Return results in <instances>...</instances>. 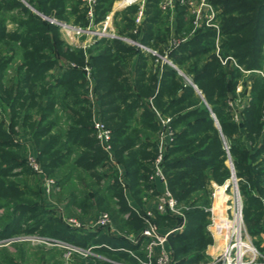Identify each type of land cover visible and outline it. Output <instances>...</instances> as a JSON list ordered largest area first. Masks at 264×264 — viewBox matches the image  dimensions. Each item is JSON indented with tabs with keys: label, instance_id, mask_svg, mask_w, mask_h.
<instances>
[{
	"label": "trees",
	"instance_id": "trees-1",
	"mask_svg": "<svg viewBox=\"0 0 264 264\" xmlns=\"http://www.w3.org/2000/svg\"><path fill=\"white\" fill-rule=\"evenodd\" d=\"M113 1L99 0L98 4H95L96 23L104 19ZM161 1H146L145 17L136 33V24L131 15L138 8L134 6L116 13L117 16L122 15L126 21L124 26H119V37L98 38L87 51L82 47L74 49L68 45L57 25L31 12L21 1L0 0V45L12 53L7 57L0 49V77H3L12 60L21 56L17 69L18 84L4 90L5 100L14 108L16 103H20L21 99L28 95L29 90L30 100L35 101L37 94L34 85L47 84L45 78L48 71L58 67V72L53 75L54 82L47 84L48 90L43 92L46 103L42 115L47 118L55 113V121L59 120L61 114L55 106L59 104L60 99L66 98L77 106L78 110L68 107L74 113L71 120L75 124L70 130L74 137L69 141L71 146L82 145L79 137L88 132L91 113L83 104L84 99L79 98L78 91L84 85L89 90L84 71L86 67H91L97 114L112 131L115 158L123 165L129 181L128 187L133 191L140 207L144 193L151 187L155 191L154 181L158 179L153 177L154 173L152 178L149 176V160H146L149 154L142 153L146 147L142 137L156 136L160 129L157 115L159 112L163 116L173 117L171 126L178 130L177 134L174 133L173 140L165 146L161 163L166 186L173 197L187 198L205 188L211 179L219 182L227 179L230 174L226 164L228 151L234 161L236 174L241 179L240 185L248 195L245 222L251 235L259 234L264 229V208L260 198L251 194V190L258 189L262 193L264 191L261 185L264 176V0H210L221 16L219 34L216 29L205 23L192 33V17H189L186 5L178 0L175 5L177 26L174 32L171 31L170 13L161 8ZM67 2L68 0L30 1L38 11L59 21L70 19L67 14ZM14 11L18 14L12 15ZM8 15L12 16L14 22L18 21V30L7 31L5 18ZM78 19L83 22L81 27L88 26L86 15L82 18L79 16ZM122 37L156 51L157 55L138 45L126 43ZM172 38L182 40L171 47ZM217 39L220 41L219 53L223 58L231 56L245 71L253 73L250 76L251 99L249 104L242 108L241 122H236L230 102L236 99L237 84L244 80L245 74L231 60L226 64L222 63L216 53ZM161 56H167L168 60L180 69L185 67V73L197 85L204 98L200 97L176 68L160 59ZM61 58L65 59L66 63L75 61L78 68L75 69L70 63H65L64 68L60 67ZM133 61L135 75L129 70ZM129 62L130 66L127 68ZM66 108L63 106V110ZM211 113L215 114L220 130L214 126L215 121ZM8 133L0 128L4 144L11 141ZM242 135L246 136L248 143L242 141ZM94 143L95 141H88L84 144L86 147H92ZM137 146L140 149L134 150ZM153 148L154 151L159 150L158 141ZM98 152L97 161L92 163V166L104 158L109 160L108 154L100 144ZM126 152L130 154L128 157L125 156ZM71 153L72 150H69L67 155ZM80 159L83 162L86 160L85 156ZM63 161L65 158H61L57 165ZM7 173V170L0 168V179L6 177ZM20 194V190L11 180L0 182V204L11 201L6 200V197L12 199ZM157 194L155 192V195ZM119 197L125 205L124 208L132 209L123 193L120 192ZM24 210L25 207L18 205L15 212L19 216L14 215L12 219L0 218L2 231L6 233L10 230L13 234L24 232L27 235L38 232L81 247H88V242L97 236L94 243L100 253L112 259L124 258L132 262L129 251H134L137 247L124 238L106 235L104 232L96 236L91 233L78 236L75 229L69 228L58 219H54L52 223L38 220L27 227L24 225L26 219L22 218ZM131 211L133 219L138 220L140 214L134 213V209ZM140 211L145 213L143 208ZM151 211V219L155 220L157 217L160 226L177 219V216L171 213H159L156 208ZM209 214L200 208H194L182 218H178L181 224L175 226H181L185 222L183 229L169 235L172 257L178 264L198 262L202 256L201 252L188 259L184 257L191 251L213 244L208 230ZM113 216L117 221L118 215ZM12 264L18 263L12 261Z\"/></svg>",
	"mask_w": 264,
	"mask_h": 264
},
{
	"label": "rangeland",
	"instance_id": "rangeland-1",
	"mask_svg": "<svg viewBox=\"0 0 264 264\" xmlns=\"http://www.w3.org/2000/svg\"><path fill=\"white\" fill-rule=\"evenodd\" d=\"M30 1L32 2V0H28V5L23 3L24 6L29 8L31 12L38 14L44 20H47L50 23H52L51 20L55 19L57 22L52 24H55L59 27L60 34L62 35V38L65 39L68 45H70L74 49L78 47L83 48V46H86L83 49L87 51L98 39L97 37H92L91 32H96L98 30H101L103 27L101 24L102 22L106 21L107 18H109L110 21L109 24L112 31L115 32V34L118 37L117 33L119 32V26L120 27L124 26V23L126 21L125 19L123 20L122 15L117 16L116 13L122 10L121 8L123 4L124 5L126 3L129 4L130 2L129 0H114L111 8L106 12L104 19L96 23L95 15H94L93 21L95 26L91 27L90 29L91 32L78 36L76 33L75 35L72 31L69 32L67 30H64L62 28V24L65 23L75 27L83 26V22L79 21L78 19L79 16L82 18V16L85 15L87 16L88 14L87 11H84L87 10L88 6L85 4L83 0H68L67 14L68 16H70V19H66L67 21L66 20L59 21L55 17L47 16L41 13L40 11H38L36 8L33 7ZM98 1L99 0H95L96 5L98 4ZM146 1L147 0H139V3H133L129 6L127 5L128 6L127 8L134 6L138 8V10H136V12L131 15V18L134 20L135 24H136L137 14L140 9V5L142 3H144V13H145ZM176 1L177 0H173V8H175ZM178 1L181 2V0ZM164 2L165 0H162L160 2L161 6ZM182 4L186 5L188 9V15L189 17L190 16L192 17L193 27L191 28L190 31H193L192 33H194L199 29L198 27L199 25L196 24V22L198 21L196 14L191 11L188 3H182ZM210 5L212 6L215 15L213 22H215L220 29L221 16L219 15V11L213 7L211 2ZM164 11L166 13H170L169 19H171L172 11H169V8H167L166 10L164 9ZM17 14L18 12L14 11L12 15H17ZM211 14L212 11L210 10L206 12V17H204L206 25L209 24L207 23V19L208 16H210ZM5 19H6V28L8 32H14L15 30L19 29L18 21L14 22L12 16L8 15L6 16ZM88 26H86V28ZM208 26L212 27L211 25ZM70 35H72V37H70ZM109 38H116V37H109ZM121 39L124 40L126 43L138 45L135 41L133 40L131 41V39L129 38L122 37ZM125 39H128L129 42ZM181 40H182L181 38H176V39L172 38L170 43L171 47L178 44ZM218 42L220 44V41ZM216 45H217V41H216ZM16 47L18 48L19 46L17 45ZM0 49L4 51L3 55H6L7 57H10V55L12 54L9 51V49L3 45H0ZM144 50L149 51L148 49H144ZM160 59L164 60L163 57H161ZM164 61H166V59ZM20 62H21V56H18L14 60H12L10 65L5 70L3 77H0V128L5 130L6 132H9L8 134L11 136V141L5 144L2 141L3 138L0 136V168H3L9 172L7 173L6 177L0 179V182H4V181L9 182L11 180L12 182H14L16 188L21 192L20 195L14 196L12 197V199L6 197L5 198L6 200L8 199L11 200V201L8 200L9 203L2 202L0 204V218L12 219L14 215L19 216L16 215L15 212L17 206L19 205L25 207L24 210L25 212L22 211L24 213V215H22V218L26 219L24 221V225H26L27 227L35 224L34 222L38 220L44 222L48 221V223L49 222L52 223V221H54V219L57 218L56 217L57 214L54 213V211L51 209H46L45 204L42 203V201L47 200L48 197L51 198L53 197L58 201V204L57 203L54 204L55 207L60 206L64 214H68V213L74 214L75 216L74 222H68V220L65 222L72 227L74 226L76 230V234L78 236H83L84 234L87 235L90 233L96 236V234L104 232L106 235H113L119 238H124L127 242H129L130 244H134L137 247V249L133 251L136 257L131 255L133 258L131 259L132 260L131 262L130 260H124V258L112 259V257H108L107 255L100 253L97 250L94 243V240L97 237L96 236L93 237V239L88 242L89 244L88 247L72 245L75 246V248L74 250L71 251L70 256H68L69 254L67 251L68 249L64 245L65 247L63 246V248H65L64 249L65 253L63 250L62 255L60 257L58 255L59 257L58 261H53L50 263H46L45 261L44 264L149 263L147 248L150 242L147 239H143V238L139 239L142 230L146 225L145 221L147 217L145 216L148 210L147 211L145 210L144 211L145 213H142L139 209H136L134 213L140 214V218L143 220H141L140 218L139 219L141 221L139 219L134 220L132 215L133 213L131 211L132 209H130V207L124 208L125 205L120 201L119 193L121 192L124 195L125 185L127 186V188L129 185V181L125 174L123 165L115 158V155H114V160L115 161L117 160L118 162L117 161L111 162L110 159L108 160L107 158H104V160H102L100 163H97L94 166L91 165L92 163L94 164V162L97 161L96 157L99 154L98 152L99 144L95 136V131L93 129L92 117H94L93 111H95L94 110L95 106L93 101L91 100V95L89 90L84 85V87L79 88L78 93H79V98H81V100L84 99L83 104L85 105V107L88 108L89 112L91 113L90 114L91 120L89 125L90 127L87 133L81 136L79 135L80 136L79 139L81 140L82 145L71 146L70 145L71 142L69 140L70 138L74 137V134L71 133L70 130L75 127L74 122H72L71 120L72 115L74 116V113H72L71 108H74L73 110H78L77 109L78 107L74 106L70 101H67L66 98L60 99L59 104L55 106V108L58 109L59 113L61 114V118L59 120L55 121L56 120L55 113L51 114L47 118H43L42 115L43 113L42 111L46 103L45 101L46 98L45 100L43 98L44 95L43 92L45 90H48L47 88L48 85H50L49 84L50 82H54L53 75L56 74L54 73L53 68L50 71H48L45 78L48 85L46 83L40 85H36V84L34 85L35 86L34 91L37 94L35 101L30 100V95L28 90L27 91L28 95L25 96L24 99L22 98L20 103H16V106L14 108L12 107V105H9L10 104L9 102H6L4 90L6 88H11L12 86L18 84L19 74L17 69ZM65 63L66 60L61 58L59 62L60 67L64 68ZM67 63L74 65L75 69L78 68V65L75 61L71 60L70 62ZM167 63L171 64L174 68H176L180 72V74L184 77V79L189 84H191V86H193L195 91L198 94H200V97L204 98L203 95L201 94V91L198 89L197 85L185 73L186 70L185 67L180 69L170 60ZM129 66H130V62L127 68ZM87 68L88 70L85 69L84 71L85 79L88 84H89V80L93 83L94 79L92 76L93 74L91 67H87ZM160 68L161 67L159 64V71ZM263 71H264V65H263ZM243 72H247V71L243 69ZM93 94H95L94 90H93ZM204 102L207 105V102L205 100ZM237 102H239V100H237L235 103L237 104ZM61 104L67 108L63 110V106H61ZM231 104L232 103H230V106ZM238 106L239 109L242 108L238 104L237 106H233V107L235 110H238ZM211 115L215 121L214 126L218 130H220V124L215 114L211 113ZM233 116L235 118V115ZM165 117L170 118L172 121L173 117H171L170 115H167ZM80 120L85 122L84 119H80ZM171 127L173 129V133L177 134L178 130L174 126ZM154 136L155 135L142 137V140H144L143 144H145L146 146L145 149L142 151V153L149 154V158L146 160L147 161L149 160V165L147 166V169L149 168L150 178H152V175L155 172L154 160L155 158H157L156 157L158 155L157 152H159V150L154 151L153 148L154 144L157 145V141H159V131H157L156 136L155 137ZM88 141H92V142L95 141V143L92 147H89V145L86 147L84 143ZM138 149H140L139 146H137L134 150H138ZM156 149H158V147ZM69 150H72V153L70 155H67ZM226 152H227L226 164L230 169L229 177L222 182H219L215 179H211L209 180L208 185L205 188L192 193L187 198L181 199L175 196L177 198L176 201H177L178 211L176 213H173V215L177 216V219H175L170 224L167 223L164 224L163 226L159 225V220L157 217L155 218V220L151 219V222L154 223L160 229V233L165 234L171 231L172 229L177 228L178 226L175 225L181 224L179 223L180 221L178 220V218H182L184 214L189 210H192L194 208L195 209L200 208L203 211L209 212L208 209L211 207L213 202L212 194L214 192V189L216 188V186H223L226 183H229L227 194L231 198L234 197L235 199L236 196L234 191L237 183L239 196L241 199L243 219L245 222L244 214H245V207L247 206L248 195L246 194V192H244L242 186L240 185L241 179L236 174L234 161L233 159H231L230 153L228 151ZM59 155L62 156L59 157ZM129 155L130 154L128 152L125 153L126 157H128ZM84 156L86 160L83 162L82 159L80 158H83ZM86 156L88 158H86ZM31 158L36 160L39 167V171L34 170L30 166L29 159ZM61 158H65V161H63V163L61 162V164L58 166L57 163L58 162L60 163ZM260 158H262V156L257 159V162H259ZM41 163H43L44 165H42ZM232 168H234L235 172L233 171ZM233 176L235 179L233 178ZM262 179H263V183L261 185L264 188V176ZM250 187L251 186H249V188ZM251 194L260 198L262 203L261 205L264 208V191L262 193L258 189L257 190L254 189L251 190ZM157 197H158L157 195L155 196L154 188L152 187L149 188V190H147L144 193L142 206H145L149 202V199L156 201ZM114 214L118 215L117 221H115V217L113 216ZM262 216H261L262 225L264 228V209L262 210ZM100 217H108L110 219L109 225H107L106 227H99V228L94 227V224ZM209 220H210V214H209ZM245 225L247 232L252 238L253 245L257 249L255 262H257V264H264V229L259 234L251 235L248 229L249 227L246 222ZM181 230H177L176 232L177 233L181 232ZM31 237L34 241L39 242L46 248L50 246L55 247L54 244L62 246V243L63 244L68 243L67 241L61 239L51 238L46 234L44 235L35 234V236H31ZM167 243H170L169 238ZM220 243L221 241H219V244ZM210 246L211 244H208V246L204 249L201 248L187 253L186 257H184L187 259L197 254V252H201L202 256L198 262H190L186 264H191V263L207 264V262L210 259L208 253L212 252V249L209 251ZM180 259H182V257H180ZM20 262H21L20 264H34V262L29 263L27 260L25 261L20 260ZM151 263L157 264L155 259H152Z\"/></svg>",
	"mask_w": 264,
	"mask_h": 264
},
{
	"label": "built area",
	"instance_id": "built-area-1",
	"mask_svg": "<svg viewBox=\"0 0 264 264\" xmlns=\"http://www.w3.org/2000/svg\"><path fill=\"white\" fill-rule=\"evenodd\" d=\"M19 1L28 5V0H19ZM83 1L88 6L87 18L89 20V26L87 28H81L65 23L62 24V28L64 30H67L69 32L72 31L74 34L76 33L78 36L84 35L85 33H90L91 27L95 26L93 19H94V7L96 2L95 0H83ZM129 1L130 3L127 5H131L133 3H139V0H129ZM181 2L188 3L190 9L193 11V13L196 14L198 20L201 13L196 10L195 2L192 0H181ZM201 4L202 7L206 6L210 11H212V14L208 16L207 23H209L208 25L214 27L219 34L220 29L218 25L215 22H213L215 15L212 6L208 3L207 0H202ZM172 5H173V0H165V2L162 4V8L166 10L167 8H171ZM143 17H144V3L140 5V9L136 17V29L134 30L135 33L137 32L139 25L142 23ZM51 21L52 23L57 22L55 19ZM109 22H110L109 18H107L106 21L102 22L101 24L103 26L102 29L96 32H91V36L97 38L117 37L115 32L112 31ZM70 37H72V35H70ZM125 40L129 42L128 39ZM218 41L219 39H217V54L220 57L222 63L226 64L229 60H231L236 66L241 68L233 57L228 56L222 58L220 56L219 53L220 48ZM136 43L140 47H143V49H148L142 46L140 43L138 42ZM85 47L86 46H83V48ZM148 50L152 52L154 55H157L155 51L153 52V50L151 49ZM166 61L168 62L169 60ZM71 66L74 67V65L72 64ZM85 69L88 70L87 67ZM241 70L243 71L242 68ZM89 92L91 95V100L93 101L95 106L94 107L95 114L93 118V127L95 131V136L100 146L109 155L110 161L116 162L114 160V151L112 145V131L101 120V118L97 114V100L93 94V83L90 80H89ZM157 115H158L159 127H160L159 141H158L159 153L155 160V172L153 177L160 179L166 184L161 163L163 161L165 146L167 145L168 142L173 140L174 133L171 127V119L161 115L159 112H157ZM29 162H30V166L34 170L39 171V167L36 160L31 158L29 159ZM228 188H229V183H226L223 186H216L212 194L213 202L211 207L208 209L210 213V223L208 225V230L211 236L213 237L214 242L211 245L212 252L208 253L210 259L207 262V264H257V262H255L257 249L254 247L252 238L246 229V225L243 219L242 205H241V199L239 196L237 183L234 191L236 199L234 197L231 198L227 194ZM156 210L162 214H166V213L173 214L178 211L177 201L167 187L165 191L159 194L157 197ZM146 217H147L145 221L146 225L143 228L139 239L140 238L147 239L150 242L147 248L149 263H142V262L141 263L152 264L151 263L152 259H155L157 264H178L176 261L173 260L172 251L166 248V243L168 241L169 235L171 233L176 232L177 230H181L184 227L185 222H183L181 226L172 229L168 233L162 234L160 233V229L154 223L151 222V217H152L151 210L147 211ZM109 223H110V219L108 217H100L94 224V227L97 228L106 227L107 225H109ZM219 241H221L220 244ZM64 245L68 249V253H69L68 256H70V253L72 250H74L75 246L62 243V246ZM157 249L159 250L158 253H156ZM129 252L132 256L136 257L133 251H129ZM193 264H199V263H193Z\"/></svg>",
	"mask_w": 264,
	"mask_h": 264
},
{
	"label": "crops",
	"instance_id": "crops-1",
	"mask_svg": "<svg viewBox=\"0 0 264 264\" xmlns=\"http://www.w3.org/2000/svg\"><path fill=\"white\" fill-rule=\"evenodd\" d=\"M193 1L195 2L196 10L201 13L199 18H198V23H197L199 25L198 27L200 29L205 23L204 17H206V12L209 9L206 6L202 7V4H201L202 0H193ZM207 1L210 4L209 0H207ZM127 4L128 3H126L125 5L123 4L121 11L127 9V7L129 6V5L127 6ZM161 8H162V6H161ZM169 11H172L171 12V19H169V23L171 26V31L174 32L176 30V26H177V22H176V20H177L176 16L177 15H176L175 8H173V5L171 8H169ZM216 51H217V49H216ZM161 57H163L164 60L165 59L168 60L167 56H161ZM133 63H134V61L132 62V65L130 66L129 70L131 71L132 75H135L136 69H135V65ZM58 70H59L58 67L53 68L54 73H57ZM244 74H245L244 80L239 81V83L237 84V87H236V96L237 97H236V99L231 100V102H230V103H232L231 106L233 108L235 119L238 122H241L242 108L244 106L248 105L249 101L251 99V79H250V76L252 75V72L247 71V72H244ZM237 100H239V102L241 103L240 104L239 102H237V104L240 105L242 108L239 109V106H238V110H235L233 106H237V104L235 103ZM262 122L264 125V115L262 118ZM263 135H264V126H263ZM240 138L242 139V141L244 143H248L246 136L242 135V136H240ZM124 171H125V169H124ZM154 187H155V192L158 193L157 194V196H158L159 194H161L165 191L167 186L160 179H156L154 181ZM124 196L128 200V203L130 204L131 208L134 210H136V209L140 210L141 208H143V210L147 211V210H152V209L156 208V206H157V200L155 201V200L149 199V202L145 206L140 207L139 203L137 202V200L133 194V191H131L129 187L127 188L126 185H125ZM42 203L45 204L46 209H51L54 211V213L57 214L56 219L63 222L69 228L75 229L74 226L72 227L68 223L65 222L67 220H68V222H74L75 221L74 220L75 219L74 214H70V213L64 214L62 212V209L60 206L55 207L54 204H56V203L58 204V201L55 198L48 197L47 200H43ZM2 230L3 229L0 228V264H12V261L20 264L21 263L20 260H23V261L27 260L29 263L34 262V264H44L45 261H46V263H50L53 261H58L59 257L63 253V250L65 249V248H63V246H60L57 244H54L55 247L50 246V247L46 248L42 244H40L39 242L34 241L31 236H35V234H39L38 232L27 235L24 232L13 234V232H11L10 230L7 231L6 233L3 232ZM25 235H27V236H25ZM67 244L73 245L70 243H67ZM166 248L172 251V246L170 243L166 244ZM210 250H211V246L209 248V251ZM158 252H159V250L157 249L156 253H158ZM64 253H65V250H64ZM58 255H59V257H58Z\"/></svg>",
	"mask_w": 264,
	"mask_h": 264
},
{
	"label": "water",
	"instance_id": "water-1",
	"mask_svg": "<svg viewBox=\"0 0 264 264\" xmlns=\"http://www.w3.org/2000/svg\"><path fill=\"white\" fill-rule=\"evenodd\" d=\"M233 169V171L235 172V170H234V168H232ZM233 178H234V176H233ZM235 179V178H234Z\"/></svg>",
	"mask_w": 264,
	"mask_h": 264
},
{
	"label": "bare ground",
	"instance_id": "bare-ground-1",
	"mask_svg": "<svg viewBox=\"0 0 264 264\" xmlns=\"http://www.w3.org/2000/svg\"><path fill=\"white\" fill-rule=\"evenodd\" d=\"M130 3V2H129Z\"/></svg>",
	"mask_w": 264,
	"mask_h": 264
}]
</instances>
